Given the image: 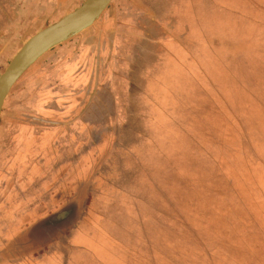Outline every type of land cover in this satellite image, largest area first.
Here are the masks:
<instances>
[{
  "label": "rangeland",
  "instance_id": "374dc122",
  "mask_svg": "<svg viewBox=\"0 0 264 264\" xmlns=\"http://www.w3.org/2000/svg\"><path fill=\"white\" fill-rule=\"evenodd\" d=\"M12 2L0 0V73L27 38L58 20H27ZM249 16L264 20V0H110L89 30L31 65L1 109L0 189H7V173L12 186L40 171L44 209L23 214L11 233L0 228V264L21 250L27 257L40 252L43 258L33 264H63L64 247L49 246L57 237L73 243L65 251L73 264H100L113 254L134 255L140 264H264V215H248L245 227L238 222L244 207L256 212L264 201L243 198L239 215H229L222 203L232 199L233 182L241 193L264 189V166L254 157L264 160V78L250 82L235 65L237 78L226 77L219 62L224 49L209 31L262 28ZM91 29L95 43L102 33L105 54L98 70L95 50L90 57L89 94L58 101L71 45ZM257 40L264 43V32ZM236 41L225 38L231 52ZM63 45L71 50L59 54ZM213 136L224 149L214 151ZM49 153L55 158L49 165L44 158L42 172L35 164ZM245 161L256 183L239 184L245 168H237ZM224 174L227 192L213 193ZM90 206L96 221L73 230Z\"/></svg>",
  "mask_w": 264,
  "mask_h": 264
},
{
  "label": "crops",
  "instance_id": "0c3cea01",
  "mask_svg": "<svg viewBox=\"0 0 264 264\" xmlns=\"http://www.w3.org/2000/svg\"><path fill=\"white\" fill-rule=\"evenodd\" d=\"M13 1L14 2H12V5L14 6L15 9H17V10H15V13L16 14H26L27 20H30V21L57 20L63 14L65 15L66 13L70 12V10H67V9H69V7L76 6V2H77V0H17V1L13 0ZM23 6L26 7L25 10L22 8ZM245 16H247V15H244L243 18ZM249 17H250L249 20H251V21H248L249 23H252V22L257 23L256 25L260 24L262 28L253 29L256 31H253L250 29L241 30L242 32H245V33H241L240 31H235V30H229V29H225L222 31L210 29L209 31L212 32L213 36H214V34L217 35L216 36V42L218 45H216V46L218 48L220 47V48L224 49V51H220L221 56H220L219 62L222 64V66L225 69H227L226 77H229L230 75H234L231 72V65L232 66L235 65L234 68L239 70V73H237V74H239L240 76H243L246 80H249L250 82H257V78L259 76L260 77L262 76L264 78V70H262L260 73V70L262 68L264 69V64H263V62H264V43L261 40H257L258 35L260 33L264 32V22H263L264 20L262 21V20L256 19L253 16H249ZM263 19H264V17H263ZM246 20H247V18H246ZM244 22L246 23L247 21H244ZM256 25H255V27H257ZM91 27H89L87 29L89 30ZM94 30H96V29H91L90 31H88L87 32L88 35H86L88 37H86L84 40H81V37H79L78 39L76 38L77 43H75L74 45H71V46H74L75 52H74V54H72L70 56V58L68 60H66L64 62L65 64H63V66L61 67L62 69L59 72V75L61 77L63 76L64 79L67 81V83L65 81L66 84L60 85L59 88H57V94L62 95V96H59L60 98H58V101L59 100L60 101H62V100H68V101L70 100L71 101L72 99H76L77 96H81L82 94H85V95L89 94L88 92H89V88L91 87V84H92V74H93L92 71L90 72V64H89V61L91 60L90 57L92 56V53L94 52L93 50H95L96 69L98 70L99 65L101 64V56L103 54H105V50L103 49V46L101 43V42H103L102 41L103 38L101 36L102 33L101 32L99 33V36L101 37V39L99 37L98 42L95 43L94 38H92V32H94ZM227 35H233V37L237 38L236 42H237L238 46H237V48L234 47V52H231L230 47L225 43V38ZM69 47H70V45H63V47L59 48V54L60 53L65 54V53L69 52L71 50V48H69ZM259 56H261V57H259ZM115 59L117 61L116 66L120 67L121 63L118 61V58L115 57ZM224 62L226 63V66H225ZM107 65H108V62L106 63V66ZM81 67H83V68L81 69ZM253 68L259 69V71H257V74L255 73L254 75H252L251 71ZM75 72H76V74L73 75ZM102 75H103V72L101 71L100 74L96 73L95 77L93 76L94 80H95V85H97L96 83L99 79L101 80ZM255 77H257V78H255ZM212 88H213V86H212ZM67 89L71 93L67 92L66 91ZM65 103H67V102H65ZM66 107H68V106H66ZM216 116L218 119L219 116L217 114H216ZM85 117H86V113L84 114V118ZM214 130H215V128H214ZM212 140H213L212 141V147L215 149L214 151H220L221 149L225 148L224 146H220V136L219 137L213 136ZM41 146L43 147V145H41ZM47 146L48 145H46V147H43V148L47 149L48 148ZM38 147H40V145ZM254 151H255V149H254ZM254 157H255V161L261 167H263L264 166V160L261 157H259L258 154H256V153H255ZM44 158L50 160V158L54 159L55 156L52 157L51 153H49L48 155H45V157L40 159L39 163L35 164L36 168H37V166L38 167L41 166V169H39V170H42V172H43L42 167L47 165L46 163H44L45 162ZM244 158H245V156L243 155L242 156L243 162H244ZM49 164H51V160L48 163V165ZM240 167H243V169L245 168V170H244L245 176L243 179L242 174H238L241 177L238 178L237 180L239 181L241 179L245 182H249L252 180V182L254 181L256 183L257 179L254 177L253 173H251L252 168L249 167L248 163L246 161H245V164L240 163V166L237 169H239ZM33 174H34V178L31 179V176ZM39 174H40V171H39V173H38V171H35V173L30 172L27 174L28 176H26L25 178L20 180V182H18L19 181L18 179L15 180V183H14V180L12 179L13 183H14V184H12V186L9 185V183H11L9 181L13 177L12 176L13 174L10 173V175H9V173H7V176L4 177V178L7 177V182H4V183H7V189H5V190L0 189V228L2 229L3 232L7 231V232L11 233L12 229L17 230L18 226H19L18 225L19 222H21V224L23 223L22 222L23 219L19 221V218H21V216L23 214L28 213V215H29V213H41L43 211V209H44L43 199L45 197L44 192L46 189L44 188L45 187L44 186V180H43L44 178ZM219 174L221 175V173H219ZM229 174H230V172L228 173V175ZM64 176H66V175H64ZM225 178H226V176L224 174V180L221 181V185L218 187V190L212 188L213 193L217 192V193L225 194V192H227V188H229V186H228V182L225 181ZM34 181L36 183H38L40 181L41 183L35 184V185H34V183H32L30 185L31 187H29V184L31 182H34ZM223 182H225V184H226V185H224L225 191L222 188V192H221V191H219V189H220V187H222ZM241 183L242 182L239 181V184H241ZM231 185H232L231 192H233V193L231 194L230 189H229V191H228L229 196L228 197H232V199L227 200V201L226 200L222 201V203L226 205L227 212L229 215H231V213L232 214L236 213L237 215H239L238 212L240 211L241 207H243L246 204V202L241 201L243 198H245V199H250V198L251 199H261L264 201V189L263 188L258 193L253 195L252 193H249L251 188L248 190H244V193H241L240 191L237 190L238 185H236V182H233ZM239 189H240V187H239ZM52 193H53V191H52ZM52 193L50 192V194H52ZM101 194H102V190H99V194H98L99 197H102V196H100ZM46 196L48 197L49 195L46 194ZM237 203L241 205L240 208L237 207ZM255 203L257 204V202H255ZM91 206L89 208H87V207L85 208L86 216L81 217V220H79L77 222L76 227H74L73 230H76L78 227H80L79 226L80 223H82V225H86V224H91L92 221H96L95 217H92V214L94 212L92 211L93 209ZM87 210H89V211H87ZM244 210H245V217L239 218V220H238V222H240L239 223L240 225H243L244 223H246V220L249 217L248 215H250L252 213L260 215L261 219H263L262 216L264 215V207L257 208L256 212L255 211L254 212L247 211L249 209H247L246 207H244ZM91 212H93V213H91ZM25 220H28V219H25ZM132 221H133V219L130 217V219L128 221V225L129 224L131 225ZM253 223L258 224L257 221H254ZM14 225H15V227H14ZM133 225H134V223L132 222V226ZM258 226H259V224L255 227L258 229ZM259 228L263 229L261 226ZM261 236H263L262 233H261ZM12 244H13L12 242L7 244V254H9L10 251H12L10 249V246ZM0 245H3V239L1 237H0ZM49 246H51L53 248L57 247L60 252L64 251V256H66V257L63 260V264L75 263V262L71 261V259H68V253L65 252L66 250L69 249V247L73 248V243H70V241L67 237L62 238V239L59 237L53 238L52 242L50 243ZM61 247H64V250H62ZM19 253L20 254H17V256L7 258V262H5V264H33L34 262L36 263L39 259L43 258V256H41L40 252H38V253L30 256V257H27V255H25L26 253L23 250H21V252H19ZM133 256L134 255H125V257H123L122 255L119 256L118 254H113L111 256H104L102 261L98 259V260H96V262L100 263V261H101L100 264H135L133 259L136 261V258H134ZM143 261H144L143 264H148V262L145 263V260H143ZM91 263H95V262L91 261ZM136 264H140V263L138 261H136Z\"/></svg>",
  "mask_w": 264,
  "mask_h": 264
},
{
  "label": "water",
  "instance_id": "95a60500",
  "mask_svg": "<svg viewBox=\"0 0 264 264\" xmlns=\"http://www.w3.org/2000/svg\"><path fill=\"white\" fill-rule=\"evenodd\" d=\"M110 0H83L57 21L37 31L21 45L0 73V113L10 89L41 56L94 24Z\"/></svg>",
  "mask_w": 264,
  "mask_h": 264
},
{
  "label": "flooded vegetation",
  "instance_id": "af4514ba",
  "mask_svg": "<svg viewBox=\"0 0 264 264\" xmlns=\"http://www.w3.org/2000/svg\"><path fill=\"white\" fill-rule=\"evenodd\" d=\"M101 36H102V34H101ZM92 38H94L93 36H92ZM102 38H103V36H102ZM100 39H101V37H100ZM94 40H96L97 41V38L96 39H94ZM103 42H101L102 44H104V40H102ZM103 46V45H102ZM104 47V46H103ZM7 178V177H6Z\"/></svg>",
  "mask_w": 264,
  "mask_h": 264
}]
</instances>
